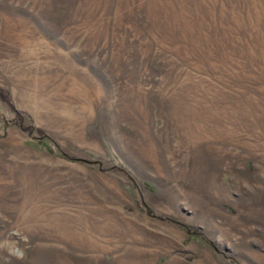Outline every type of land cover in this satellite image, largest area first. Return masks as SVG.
Masks as SVG:
<instances>
[{
    "label": "rangeland",
    "instance_id": "1",
    "mask_svg": "<svg viewBox=\"0 0 264 264\" xmlns=\"http://www.w3.org/2000/svg\"><path fill=\"white\" fill-rule=\"evenodd\" d=\"M0 95V264H264V0H0Z\"/></svg>",
    "mask_w": 264,
    "mask_h": 264
},
{
    "label": "trees",
    "instance_id": "2",
    "mask_svg": "<svg viewBox=\"0 0 264 264\" xmlns=\"http://www.w3.org/2000/svg\"><path fill=\"white\" fill-rule=\"evenodd\" d=\"M0 96H2V95H0ZM3 97V96H2ZM60 155H61V152L59 153Z\"/></svg>",
    "mask_w": 264,
    "mask_h": 264
}]
</instances>
